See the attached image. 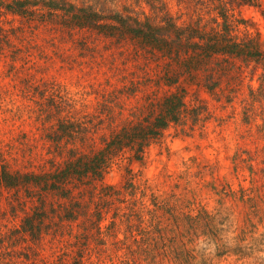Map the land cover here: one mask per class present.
<instances>
[{"label":"rangeland","instance_id":"rangeland-1","mask_svg":"<svg viewBox=\"0 0 264 264\" xmlns=\"http://www.w3.org/2000/svg\"><path fill=\"white\" fill-rule=\"evenodd\" d=\"M164 1L173 14L187 17L184 5L188 6L189 0ZM137 4L134 0L107 1L111 9L132 5L135 10H141ZM141 6L147 10L146 5ZM236 14L240 20L239 36L248 25L250 32L255 36L260 34L264 42V18L260 11L243 6ZM215 16L217 14L212 12L206 19ZM13 19L14 16L4 14L0 16V24ZM15 26L22 28L16 36L10 34L12 47L0 51V255L9 245L2 241L4 235L14 230L22 232V227L31 228L34 219L41 227L36 228L40 239L32 241L25 235L27 242L22 240L14 248L18 253L12 256L13 264H59L56 260L61 257L69 260L66 264H74V257H79L83 250L88 256L92 254L93 264H98L97 258L101 259L99 264H112L109 259L114 255L108 248L95 246L98 232L95 225H101L106 231L114 214L108 204L115 198L105 193L119 191L123 195L131 181L141 186L139 191L146 190L149 195L153 189L159 201L169 199L171 205L179 201L185 211L204 207L212 212L220 208L225 212L222 211V215L233 211L241 218L238 212L250 209V203L246 204L249 197L243 202L240 192L242 186L251 187L249 172L241 170L236 174L231 161L241 143L238 136L263 129L260 118L254 125L244 124L242 100L249 93V81L245 80L244 73L249 68L238 62L235 68L229 69L228 64L212 65L199 73H191L173 64L170 75L174 77L170 78L182 77L178 84L170 87L155 83L166 75L165 71L156 70L155 62L144 57L134 58L130 53L121 58L114 54L116 48L109 49L107 40L91 37L94 33L76 31L70 35L34 30L19 22ZM207 78L220 86L211 91L204 86ZM237 85H240L239 92L229 102V90ZM179 91L185 92L186 124L171 122L165 128L157 127L159 105L163 108L165 97ZM163 110L166 114L168 108ZM83 123L84 128L95 132L92 137H86L84 147L80 138L54 140L56 132H65L64 124L69 125L66 132L70 133L79 131L77 127ZM140 123L143 124L140 129H161L160 135L152 139L142 153L136 146L112 158L113 163L103 180L72 181L64 191H59L45 184L29 185L19 177L59 170L64 167V161L71 158L69 150L75 148L89 153V146L93 144L96 150L100 146L104 148L107 144L101 143L100 134L106 133L111 140L112 135L131 130ZM62 149L64 155L59 154ZM51 160L55 161L54 166ZM4 168L10 178L1 177ZM130 170L133 176L129 175ZM226 185L230 187L228 196L232 198L218 193L223 192ZM213 187L218 192L212 191ZM105 188L107 190L103 191ZM188 202L191 205L185 206ZM220 202L225 204L220 205ZM257 203L262 204L258 210L264 211V203L259 200ZM235 226L218 245L225 244V250H231L228 253L232 254L243 244L245 249L239 255H224V250L213 240L206 245L204 238L189 237L183 242L191 249L196 248L197 254L193 262L184 264H264V224L245 237L236 230L239 222ZM105 240L104 235L102 245ZM168 257L164 264L178 255ZM158 258H162L159 253Z\"/></svg>","mask_w":264,"mask_h":264},{"label":"trees","instance_id":"trees-1","mask_svg":"<svg viewBox=\"0 0 264 264\" xmlns=\"http://www.w3.org/2000/svg\"><path fill=\"white\" fill-rule=\"evenodd\" d=\"M107 1L110 0H0V16L4 14L7 17L14 16L13 20L0 24V51L12 47L10 34L16 36L21 30L22 27L15 26V23L19 22L21 26H28L34 30L45 29L70 35L76 31L94 33L95 36L91 37L107 40L109 49L116 48L114 54L121 58L130 53L134 58L144 57L155 62L156 68L158 67L156 70L166 72V75L159 77L155 83L170 87L178 84L182 77L179 75L175 76L176 79L170 78L174 77L170 75L174 65H179L191 73H199L202 68H209L212 65L222 67L223 64H228L229 69L235 68L238 67V62L249 68L247 73H244L245 80L249 81L248 96L242 100L244 124L254 125V121L260 118L263 121L261 124L263 129L240 134L238 138L241 143L238 144L231 161L236 174L241 170L249 172L251 187L242 186L240 192L243 195L241 199L243 202L245 197H249L246 204L250 203V209L238 212L241 218L233 211H227L222 215V211L225 212L220 208L212 212H208L204 207L200 210L196 208L185 211L179 201L175 205H171L169 199L159 201L154 197L153 189H150L149 195L146 190L139 191L141 186L131 181L123 195H120L119 191L105 193V196L115 198L108 204L109 209H114V214L106 231H103L101 225H95L98 229L95 246L98 245L101 249L103 246L108 248L114 255L109 259L112 264H164L168 256L174 253L178 257L168 264L193 262L197 250L191 249L183 242L189 237L198 238L197 240L204 238L206 245L213 240L218 245L222 237L230 233L237 222L240 227L236 230H239L243 237L264 224V211L258 210L262 204L257 203L258 200L264 203V42L261 41L260 34L257 33L255 36L250 32L248 25L239 36L240 20L236 14L238 9L248 6L258 9L264 18V0H189L188 6L184 5L187 7L185 9L188 12L187 17L178 13L173 14L164 0H134L135 3H139L137 5L141 10H135L136 7L132 5H121V8L111 9L107 6ZM142 4L146 5L147 10L141 6ZM212 12L217 16L206 19V15ZM16 61L17 56L11 64L12 68ZM254 82L258 83L256 87L253 86ZM204 86L215 91L220 85L216 86L214 80L207 78ZM239 86L229 90V98L227 97L229 102H232L235 98L233 95L239 92L237 88ZM184 95V91H179L165 97L163 108L167 107L168 110L165 114L162 104L159 105L161 113L156 119L157 127L165 128L171 122L186 124L187 106ZM129 124L132 125L133 122L129 121ZM70 125L74 124L70 122ZM83 125L85 124L77 127L79 131L67 133L69 125L64 124L65 132H56L54 140L60 142L64 139L69 141L80 138L84 147L86 137L88 135L92 137L95 132L90 131V128H84ZM142 126L140 123L131 130H121L112 135L111 140L107 139L106 133L100 134L101 143L107 146L104 148L100 146L96 150V144H93L94 146H89L90 154L79 152L75 148L69 150L72 156L64 161V167L59 164L61 167L59 170L39 174L33 172L19 177L24 178L23 182L29 185L45 184L59 191H64L65 186L72 181L84 183L85 180H103L113 163L112 158L121 156L120 153L126 148L132 150L136 146L142 153L149 142L160 135L161 129L144 130L140 129ZM78 134L81 136L78 137ZM59 154L64 155V149ZM50 162L51 166L55 165L54 160ZM129 172V175H132L131 170ZM8 175L10 174L5 169L1 177L10 178ZM214 187L212 191L215 190ZM228 188L230 189L226 185L223 192H218L217 189L215 191L220 194L226 193L225 196L229 197ZM106 190L105 188L103 191ZM68 193L70 192H65ZM190 205L189 202L188 205L185 204ZM235 220L238 221L234 224ZM33 224L31 228L22 227L23 233L14 230L4 235L2 241H7L9 245L0 255V264L14 263L12 256H17L18 253L14 248L22 240L27 242L25 235L32 241L40 239L36 228L41 227L37 226L34 219ZM103 234L106 240L102 245ZM218 247L224 250V255L229 256L239 255L240 251L245 249L243 244L238 245L231 254L228 253L231 250H225V244L222 243ZM83 251L79 252V257H74V264H83L85 261L93 264L94 258L90 256L92 254L88 256ZM99 252L102 253L101 250ZM158 253L162 258H158ZM24 257L28 258L26 255ZM96 260L101 261L100 258ZM56 261L59 264H66L69 260L61 257Z\"/></svg>","mask_w":264,"mask_h":264}]
</instances>
